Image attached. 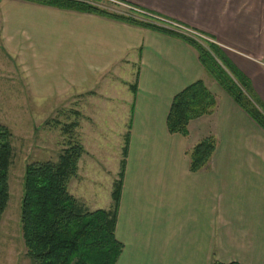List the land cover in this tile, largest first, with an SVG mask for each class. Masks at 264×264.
<instances>
[{
  "label": "crops",
  "instance_id": "crops-1",
  "mask_svg": "<svg viewBox=\"0 0 264 264\" xmlns=\"http://www.w3.org/2000/svg\"><path fill=\"white\" fill-rule=\"evenodd\" d=\"M116 1L209 37L264 105V0ZM2 40L19 55L25 43L32 45L18 62L25 76L46 77L61 90L76 79L85 150L76 200L90 211L111 207L130 128L116 264H264V131L206 75L189 43L19 0L0 2ZM42 59L52 68L41 71ZM198 80L216 96V109L190 121L186 137L171 135L166 119L173 97ZM208 137L216 141L211 160L191 172L187 154Z\"/></svg>",
  "mask_w": 264,
  "mask_h": 264
},
{
  "label": "trees",
  "instance_id": "trees-1",
  "mask_svg": "<svg viewBox=\"0 0 264 264\" xmlns=\"http://www.w3.org/2000/svg\"><path fill=\"white\" fill-rule=\"evenodd\" d=\"M19 1L96 14L180 37L194 48L206 75L264 131V105L256 100L249 80L231 64L219 46L213 43L202 46L190 38L151 23L109 13L91 4L103 0ZM216 106V96L208 90L203 80L190 84L173 97L166 119L168 132L186 137L189 122L212 114ZM129 130L128 127L123 138L120 167L113 182L112 204L108 210L89 211L69 193V183L77 177L78 162L85 153L77 139L67 141L57 162L26 166L20 223L26 256L31 264H116L123 249L115 237V229L128 155ZM11 138L10 131L0 125V221L10 197L8 176L13 158ZM215 147L216 141L212 137L196 144L187 154L189 170L199 172L204 169Z\"/></svg>",
  "mask_w": 264,
  "mask_h": 264
},
{
  "label": "rangeland",
  "instance_id": "rangeland-1",
  "mask_svg": "<svg viewBox=\"0 0 264 264\" xmlns=\"http://www.w3.org/2000/svg\"><path fill=\"white\" fill-rule=\"evenodd\" d=\"M91 4L109 13L151 23L190 38L202 46H206L207 43L215 44L201 33L184 27L200 36L192 35L175 28L171 24L174 23L172 21L129 5L113 0L91 2ZM19 47L21 48L20 44ZM8 48L3 40L0 41V125L10 131L13 149L8 176L10 197L7 209L0 221V264H31L26 256L20 223L25 168L32 163L57 162L58 157L66 148L67 141L70 139L79 141L81 133L84 132L78 130L79 110L76 108V85L72 86L76 79L70 87L61 90L52 83L48 84L46 77L25 76L18 62L20 55L25 54L26 49L32 50V45L25 43V50L20 55L9 52ZM40 62H45V67L41 71H46L53 66L48 64L47 60L42 59ZM52 73L56 74V72ZM53 78L57 80L55 75ZM57 83H60V79ZM87 143L89 144V140ZM107 160L111 161L108 158ZM68 188L69 193L76 199V178L71 180Z\"/></svg>",
  "mask_w": 264,
  "mask_h": 264
},
{
  "label": "built area",
  "instance_id": "built-area-1",
  "mask_svg": "<svg viewBox=\"0 0 264 264\" xmlns=\"http://www.w3.org/2000/svg\"><path fill=\"white\" fill-rule=\"evenodd\" d=\"M171 24H172L175 28H178V29H180V30H182V31H185V32L191 33L192 35L200 36V35H198V34H195L194 32H191V31L185 29L184 27H182V26H180V25H178V24H175V23H171ZM186 36H188V35H186ZM189 37H191V38L194 39V37H192V36H190V35H189ZM206 39H207V38H206ZM208 40H209V39H208ZM208 40H206V41H208ZM209 42H210V41H209Z\"/></svg>",
  "mask_w": 264,
  "mask_h": 264
}]
</instances>
